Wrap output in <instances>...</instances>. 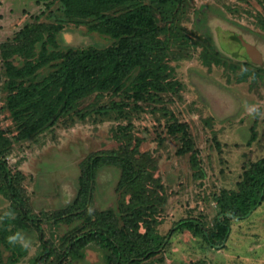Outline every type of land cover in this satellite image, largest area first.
Listing matches in <instances>:
<instances>
[{
    "label": "rangeland",
    "instance_id": "374dc122",
    "mask_svg": "<svg viewBox=\"0 0 264 264\" xmlns=\"http://www.w3.org/2000/svg\"><path fill=\"white\" fill-rule=\"evenodd\" d=\"M61 4L36 0H0V67L5 64L1 43L11 40L27 23L63 20ZM264 0H187L180 25L188 40L174 46L163 58L162 67L172 82L169 92L157 101L136 103L125 94L96 93L81 101L79 110L61 116L57 122L34 137L17 142L6 160L13 171L21 170L23 192L33 212L41 217L42 232L25 233L33 247L12 263L8 252L0 253V264H34V258L48 240L56 247L51 260L59 264H105L99 246L92 244L83 260H60L62 237L78 222L54 223V211L71 203L77 193L81 162L91 153L117 149L122 130L133 146L150 151L158 159L168 200L159 233L189 216H201L213 224L218 214L216 196L222 188H237L243 164L264 156V116L253 118L244 104H256L264 113V71L251 60L247 48L237 38L256 45L264 59ZM65 47H107L110 40L88 31V25L65 23L59 36ZM187 41V42H186ZM21 63L18 56L13 57ZM249 61L253 64H247ZM210 63V64H209ZM6 77L3 75V79ZM128 101L120 110L104 112L112 101ZM3 125L13 137L16 127L7 109V92L0 97ZM170 112L188 123L199 149L201 174L191 163L190 153L179 154L182 134L168 132ZM255 124L257 136L252 137ZM121 127L123 129H121ZM120 169L103 167L98 171L96 198L100 208L113 206L119 199ZM12 201L0 193V216ZM16 214V213H15ZM232 230L224 246H208L189 230L172 235L166 248L145 264H264V203L249 216L231 221ZM2 249V247H1ZM57 255H60L58 257Z\"/></svg>",
    "mask_w": 264,
    "mask_h": 264
},
{
    "label": "trees",
    "instance_id": "16d2710c",
    "mask_svg": "<svg viewBox=\"0 0 264 264\" xmlns=\"http://www.w3.org/2000/svg\"><path fill=\"white\" fill-rule=\"evenodd\" d=\"M36 1L49 4L54 0ZM55 1L61 4L63 20L27 23L11 40L1 43L5 69L3 73L0 67V97L2 90L7 92V109L17 130L12 137L3 125L0 107V193L12 201L8 211L16 213L14 220L0 224V253L8 252L12 263L28 251L9 245L7 237L18 230L42 232L43 228L41 217L25 198L22 185L25 175L21 170L11 169L7 154L17 142L34 137L61 116L79 110L81 101L93 94H125L136 107L139 101L162 99L172 88L162 60L173 52L174 46L188 40L180 25L187 0ZM65 23L86 24L89 32L109 39L110 44L65 47L59 38ZM261 26L264 29V18ZM15 56L21 63L13 60ZM257 68L248 69L244 78L252 73L257 77L264 71L263 66ZM129 104L115 100L102 109L106 113L122 112ZM170 114L173 120L168 124V132L182 134L183 145L178 153H190L191 163L200 175L199 149L188 123L179 121L173 112ZM255 129L254 124L249 143L257 136ZM127 135L124 130L117 134L121 140L117 149L96 151L81 162L74 200L50 216L56 224L78 222L62 237L60 260H83L94 244L103 253L105 264H145L163 252L179 230L202 237L208 246H224L232 230L231 221L249 216L264 203V156H261L243 164L237 188L224 187L216 196L219 210L213 224L201 216H189L177 220L162 235L158 226L163 222L168 196L157 176L158 159L150 151H141L131 141L126 142ZM105 166L120 169L116 188L119 199L113 206L100 208L96 185L98 171ZM89 206L94 208L92 215L88 214ZM55 254L56 247L44 240L34 264H59V260H51Z\"/></svg>",
    "mask_w": 264,
    "mask_h": 264
},
{
    "label": "clouds",
    "instance_id": "9594fccd",
    "mask_svg": "<svg viewBox=\"0 0 264 264\" xmlns=\"http://www.w3.org/2000/svg\"><path fill=\"white\" fill-rule=\"evenodd\" d=\"M245 111L252 116L253 118L264 116V113H261L260 108L256 104H244ZM88 214L92 215L94 213V208L89 206ZM16 218V214L14 211H7L0 216V224H3L5 220L11 219L14 220ZM7 243L11 246H19L24 250H30L33 247V242L30 237H28L23 231H16L12 235L7 237Z\"/></svg>",
    "mask_w": 264,
    "mask_h": 264
},
{
    "label": "water",
    "instance_id": "95a60500",
    "mask_svg": "<svg viewBox=\"0 0 264 264\" xmlns=\"http://www.w3.org/2000/svg\"><path fill=\"white\" fill-rule=\"evenodd\" d=\"M241 42L242 44L247 48L248 52H249V56L251 58V60L255 63H258V64H261V65H264V59H263V54L262 52L259 50V48L250 43V42H247L242 35H239L237 37Z\"/></svg>",
    "mask_w": 264,
    "mask_h": 264
}]
</instances>
